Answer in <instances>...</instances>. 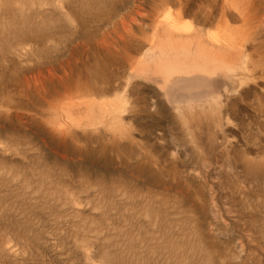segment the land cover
Masks as SVG:
<instances>
[{
  "label": "rangeland",
  "instance_id": "obj_1",
  "mask_svg": "<svg viewBox=\"0 0 264 264\" xmlns=\"http://www.w3.org/2000/svg\"><path fill=\"white\" fill-rule=\"evenodd\" d=\"M0 264H264V0H0Z\"/></svg>",
  "mask_w": 264,
  "mask_h": 264
},
{
  "label": "crops",
  "instance_id": "obj_2",
  "mask_svg": "<svg viewBox=\"0 0 264 264\" xmlns=\"http://www.w3.org/2000/svg\"><path fill=\"white\" fill-rule=\"evenodd\" d=\"M187 77H191V78H187ZM186 78H179L180 82H184V81H188L189 84H192L194 85V83L197 84L196 87H200V88H204L205 90H210V91H213V93H210L208 95H203V96H199L197 99L198 100H201L202 98H205V97H214L217 93L214 92V90H216L218 87V76H209V75H205V74H194V75H190V76H187ZM175 80L172 81V83L174 82ZM190 81H192L190 83ZM180 82H177V83H180ZM193 98L191 99H188V100H192Z\"/></svg>",
  "mask_w": 264,
  "mask_h": 264
},
{
  "label": "bare ground",
  "instance_id": "obj_3",
  "mask_svg": "<svg viewBox=\"0 0 264 264\" xmlns=\"http://www.w3.org/2000/svg\"><path fill=\"white\" fill-rule=\"evenodd\" d=\"M190 24V23H189ZM173 25H174V27H175V29H176V31L177 30H180V29H182V30H188L189 31V29L191 28L190 27V25L188 26V25H185L184 24V26L183 25H179L178 23H176V22H174L173 23ZM193 28V27H192ZM185 30V31H186ZM191 30V29H190ZM210 34V33H209ZM215 35V34H214ZM214 38V37H213ZM215 41V40H214ZM202 48V47H201ZM160 59V58H159ZM187 65V64H186ZM186 65H184L180 70H178V69H176L175 70V74H172V72H170V74H169V76H170V82L172 83V81L173 80H175L174 78H176V77H181V76H183V77H187V76H190V75H194L195 74V72H193V69H191V67L190 66H188L189 67V69H187L188 67L186 66ZM200 68H202V67H200ZM196 74H205V75H209V74H207V73H205V72H200V71H198ZM209 76H211V75H209ZM60 191V190H59ZM60 193V192H59ZM65 193V192H64Z\"/></svg>",
  "mask_w": 264,
  "mask_h": 264
}]
</instances>
